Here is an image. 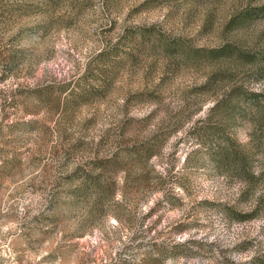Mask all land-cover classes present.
Listing matches in <instances>:
<instances>
[{
	"label": "rangeland",
	"instance_id": "374dc122",
	"mask_svg": "<svg viewBox=\"0 0 264 264\" xmlns=\"http://www.w3.org/2000/svg\"><path fill=\"white\" fill-rule=\"evenodd\" d=\"M0 264H264V0H0Z\"/></svg>",
	"mask_w": 264,
	"mask_h": 264
}]
</instances>
